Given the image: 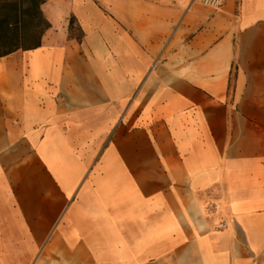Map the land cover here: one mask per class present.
Returning <instances> with one entry per match:
<instances>
[{
	"label": "crops",
	"instance_id": "crops-1",
	"mask_svg": "<svg viewBox=\"0 0 264 264\" xmlns=\"http://www.w3.org/2000/svg\"><path fill=\"white\" fill-rule=\"evenodd\" d=\"M202 2L48 0L0 57V264H264V0Z\"/></svg>",
	"mask_w": 264,
	"mask_h": 264
},
{
	"label": "trees",
	"instance_id": "trees-1",
	"mask_svg": "<svg viewBox=\"0 0 264 264\" xmlns=\"http://www.w3.org/2000/svg\"><path fill=\"white\" fill-rule=\"evenodd\" d=\"M45 2L46 0H29L26 4L0 2V57L19 49L32 50L40 46L43 33L50 27L40 9ZM72 28V20H70V33ZM29 30L33 32V37L25 44L26 33ZM76 38L81 39V32Z\"/></svg>",
	"mask_w": 264,
	"mask_h": 264
},
{
	"label": "rangeland",
	"instance_id": "rangeland-1",
	"mask_svg": "<svg viewBox=\"0 0 264 264\" xmlns=\"http://www.w3.org/2000/svg\"><path fill=\"white\" fill-rule=\"evenodd\" d=\"M46 1H48V0H46ZM0 2H24V4H26L27 2H29V0H0ZM70 35L74 36V37H77L78 35H80V31L78 30V28L76 26H73ZM26 37H27V39L24 41L25 44L29 43V40H31V38L33 37V32L31 30H29L26 33ZM156 264H171V263H170V261H167L166 263H156Z\"/></svg>",
	"mask_w": 264,
	"mask_h": 264
},
{
	"label": "built area",
	"instance_id": "built-area-1",
	"mask_svg": "<svg viewBox=\"0 0 264 264\" xmlns=\"http://www.w3.org/2000/svg\"><path fill=\"white\" fill-rule=\"evenodd\" d=\"M202 3L209 6H218L219 0H203Z\"/></svg>",
	"mask_w": 264,
	"mask_h": 264
}]
</instances>
